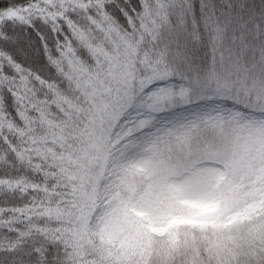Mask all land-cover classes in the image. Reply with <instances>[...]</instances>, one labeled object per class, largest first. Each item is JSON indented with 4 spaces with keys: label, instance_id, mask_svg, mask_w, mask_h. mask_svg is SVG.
Wrapping results in <instances>:
<instances>
[{
    "label": "clouds",
    "instance_id": "clouds-1",
    "mask_svg": "<svg viewBox=\"0 0 264 264\" xmlns=\"http://www.w3.org/2000/svg\"><path fill=\"white\" fill-rule=\"evenodd\" d=\"M72 2L45 0L50 11L44 15L51 19ZM84 29L80 24L76 31L83 35ZM89 36L102 52L105 42ZM72 46L80 48L75 41ZM111 51L106 63L85 61L82 68L69 62L64 74L89 76L87 87L69 89L58 78L54 95L30 117L36 121L28 132L33 154L57 165L60 193L43 194V210L32 223L59 231L72 264H224L215 237H240L264 224V101L246 110L231 100L169 91L172 104L190 101L204 111L187 123L169 124L168 112L155 123H132L127 49ZM214 105L223 107L215 111ZM0 128L8 134L10 125ZM24 140L18 139V148ZM6 152L0 147V166L8 163ZM197 174L209 178L204 191L212 198L177 204V188ZM14 187L5 183L3 190ZM255 239L264 248V233Z\"/></svg>",
    "mask_w": 264,
    "mask_h": 264
},
{
    "label": "snow or ice",
    "instance_id": "snow-or-ice-1",
    "mask_svg": "<svg viewBox=\"0 0 264 264\" xmlns=\"http://www.w3.org/2000/svg\"><path fill=\"white\" fill-rule=\"evenodd\" d=\"M172 3L141 0L137 11L130 8L129 0H73L49 19L44 15L50 11L45 0H0V125H10L8 134L0 128V147L7 149L3 159L8 161L0 166V264H72L71 250L59 231L32 223L43 210V194L56 197L60 193L57 165L34 155V138L28 139L36 124L30 117L38 116L40 102L54 95L58 78L69 89L87 87L89 76L77 80L64 74L69 62L78 61L86 68L85 61L106 63L105 55L111 56V50L126 48L130 69L126 87L131 93L127 114L132 123L137 119L155 123L164 114L159 98L169 91H178L181 97L231 100L246 110L253 102L264 101V68L257 72L254 67L235 66L228 72L230 82L224 84L218 80L213 84L211 73L195 84L173 82L177 73L167 53L154 46L161 27L169 21ZM80 24L86 26L83 35L76 31ZM89 33L105 42L102 52ZM74 41L79 49L72 46ZM20 137L25 140L18 148ZM13 182L14 188L3 190L5 183ZM196 182L194 175L192 183ZM248 264H264V248L257 249Z\"/></svg>",
    "mask_w": 264,
    "mask_h": 264
},
{
    "label": "trees",
    "instance_id": "trees-1",
    "mask_svg": "<svg viewBox=\"0 0 264 264\" xmlns=\"http://www.w3.org/2000/svg\"><path fill=\"white\" fill-rule=\"evenodd\" d=\"M140 3L141 0H129L130 8L137 11ZM124 23L127 24L126 20ZM154 46L167 53L168 62L177 73L174 83L203 82L218 66L215 53L222 52L225 53V67L237 63L250 69L254 67L259 72L264 68V0H173L169 21L161 27ZM220 76L218 73L216 79ZM228 76L225 74V81L224 78L218 81L230 82ZM216 79L212 77L213 81ZM170 111L174 114L165 117L169 124L193 121L204 110L186 103L163 112ZM196 178V183L177 188V204L212 198L204 191L209 178L203 174H197ZM219 227L226 226L220 224ZM260 233H264V224L255 225L247 235L240 237L219 233L215 237L216 250L223 252L222 261L227 257L224 264H231L233 259L239 264H248L259 249L255 237Z\"/></svg>",
    "mask_w": 264,
    "mask_h": 264
},
{
    "label": "rangeland",
    "instance_id": "rangeland-1",
    "mask_svg": "<svg viewBox=\"0 0 264 264\" xmlns=\"http://www.w3.org/2000/svg\"><path fill=\"white\" fill-rule=\"evenodd\" d=\"M218 51H220V49ZM215 54H217V56H218V62L216 63V64H218V66L213 68L214 72L212 71V75H213L212 77H214L216 79V76H218V73L221 74V76L219 78H217L216 80H218V79L221 80L222 78H224L223 81H225V74L230 75V73H228V72H231L235 66H242V65L237 64V63H232L230 66L225 67V53L222 52V53H215ZM176 61H177V59H176ZM216 80L213 81L214 84H215ZM223 81H220L219 83L224 84L225 82H223ZM168 101H169V98L166 95L159 98L158 102L161 105V111L176 109V108L186 104V103H184V104L177 105V104L168 103Z\"/></svg>",
    "mask_w": 264,
    "mask_h": 264
}]
</instances>
